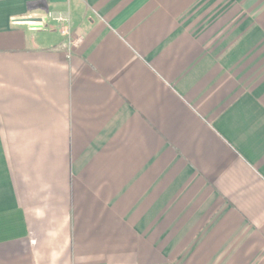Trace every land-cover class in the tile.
Listing matches in <instances>:
<instances>
[{"label": "crops", "instance_id": "1", "mask_svg": "<svg viewBox=\"0 0 264 264\" xmlns=\"http://www.w3.org/2000/svg\"><path fill=\"white\" fill-rule=\"evenodd\" d=\"M0 264H264V0H0Z\"/></svg>", "mask_w": 264, "mask_h": 264}, {"label": "built area", "instance_id": "2", "mask_svg": "<svg viewBox=\"0 0 264 264\" xmlns=\"http://www.w3.org/2000/svg\"><path fill=\"white\" fill-rule=\"evenodd\" d=\"M62 34L69 36V33L65 30L62 32ZM79 41H80V39L70 41L69 44H70V46H75L76 44H78Z\"/></svg>", "mask_w": 264, "mask_h": 264}]
</instances>
